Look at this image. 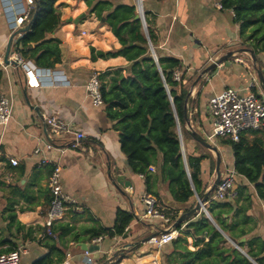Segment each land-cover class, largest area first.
<instances>
[{
    "label": "crops",
    "instance_id": "1",
    "mask_svg": "<svg viewBox=\"0 0 264 264\" xmlns=\"http://www.w3.org/2000/svg\"><path fill=\"white\" fill-rule=\"evenodd\" d=\"M80 1L81 6L60 13V24L52 34L46 35V39L60 41L61 61L50 70L63 71L70 85L38 87L27 82L18 65L5 62L4 53L12 32L0 0V95L9 98L12 105L8 124L0 127V254H6L5 250L12 244L16 247L23 245L28 253L21 257L19 264H32L48 253V243L64 254L62 261L54 264H64L66 258L69 264H87L78 245L91 243L99 247L98 258H91L95 264H165L163 256L173 250H169L170 246L176 244L158 248L146 241L175 222H166V218H143L145 208L140 198L145 193H157L160 201L178 211L179 216L186 213L183 211L191 205L193 198L185 204L174 202L167 184L157 175L158 167L149 171L153 177L147 189L144 178L129 168L120 150L118 134L112 128L113 122L106 117L104 108L92 105L85 89L89 78L94 74L98 77L104 72L124 69L129 64L120 56L90 57L91 49L110 52L119 49V44L105 24L85 12L87 7L83 0ZM219 6L221 0H145L144 5L155 35L157 55L180 61L178 72L182 84L190 92L189 118L194 129L204 137L211 130L210 99L227 87L241 89L247 73L250 76L247 83L251 79L257 83L250 55L243 51L245 48L239 37V26L233 21V13ZM18 36L13 39L11 50L15 49L13 45ZM227 53L232 56L193 86L206 67ZM260 60L264 64V54L260 55ZM105 80L109 81V75ZM256 93L258 97H264L260 87ZM50 116L62 119L72 131L83 134L79 147H71L75 144L72 134L49 135L45 121ZM183 139L188 146V149L183 146L184 155L202 154L184 134L182 143ZM46 144H51L52 149L47 150ZM35 149L40 150L38 155L34 154ZM10 158L17 161L16 166L9 163ZM231 164L232 168H228L226 160L225 174L234 172L233 158ZM54 166L60 167L62 191L70 202L62 220L54 223L56 232L52 237L59 236L53 243L46 241L50 236L45 234L44 222L51 200L47 181ZM208 166L207 161L202 163L206 190L211 186ZM113 175L123 176L120 180L122 186L113 183ZM235 180L246 187L250 195L251 206L246 212L252 218L250 235L264 241V203L257 198L253 185L243 177L235 174ZM128 183L130 186L127 187ZM232 193L234 196L225 201L233 202L238 193L236 188ZM204 207L209 216L207 202ZM118 209L133 216L124 235L104 236L98 243L89 240L92 228H113ZM9 213H14L16 221L25 228H31V233L27 236L26 231L18 234L15 226L7 221ZM208 219L211 220L210 216ZM184 236L192 251V239ZM177 246L179 248V244ZM55 256L53 252V260Z\"/></svg>",
    "mask_w": 264,
    "mask_h": 264
},
{
    "label": "trees",
    "instance_id": "2",
    "mask_svg": "<svg viewBox=\"0 0 264 264\" xmlns=\"http://www.w3.org/2000/svg\"><path fill=\"white\" fill-rule=\"evenodd\" d=\"M57 1L32 0L29 13L20 28L28 26V29L17 34L19 36L13 45L23 59L32 61L40 68L53 69L61 61L60 41L55 38L46 39V35L52 34L61 22ZM83 1L88 13L105 24L119 44V49L110 52H94L91 49L90 57L94 59L95 56H120L129 64L124 69H115L98 76L106 117L113 122L112 128L118 134L120 150L126 157L129 168L134 174L144 178L148 189L153 177L148 168L158 167L157 175L167 184L174 202L185 204L195 196L202 198L207 191L202 163L211 160L214 170L215 161L211 155L204 154L193 156L185 153V159H182L176 128L179 126L182 134L187 133L184 106L189 91L182 84L181 76L179 82L173 80V71L179 70L180 61L157 55L155 35L145 8L146 31L131 0L128 3H114L109 0ZM143 3L145 5V0ZM221 8L233 13V21L239 26V37L242 47L245 48L243 50L252 51L255 65L262 69L264 79V64L260 60V55L264 54V0H221ZM152 52L156 55L157 62L154 61ZM107 75L109 81L105 80ZM253 91L256 92L255 89ZM194 119L195 117L192 118L193 121ZM191 126L196 131L192 123ZM249 133L264 135V124ZM229 144L234 173L253 185L257 198L264 203V140L257 136L248 142L245 134H242L237 143L229 141ZM245 188H236L238 193L231 203L213 200L211 193L206 199L211 220L200 211L177 225L175 229L181 230L184 226L185 233L181 232V236L172 242L179 244V248L165 254L164 263L253 264L228 245V241L237 243L245 238L238 247L245 249V254L256 264H264V241L261 237L250 235L252 229L249 224L252 223V218L246 212L251 206V200ZM149 194L156 199L158 212L174 223L179 217L178 211L165 206L157 193ZM195 205L196 201L193 199L183 212H188ZM132 219L130 213L118 209L113 228H92L89 231V240L104 236H123ZM7 221L15 226L18 234L26 231L27 236L31 233V228H25L16 221L14 213L7 215ZM55 232L53 229L52 233ZM184 234L192 239L193 251L188 248ZM58 236H50L46 241L54 243ZM46 244L48 253L34 260L32 264H54L62 261V251ZM15 249L16 244H12L5 253ZM53 252L56 254L54 260Z\"/></svg>",
    "mask_w": 264,
    "mask_h": 264
},
{
    "label": "built area",
    "instance_id": "3",
    "mask_svg": "<svg viewBox=\"0 0 264 264\" xmlns=\"http://www.w3.org/2000/svg\"><path fill=\"white\" fill-rule=\"evenodd\" d=\"M32 3V0H1L2 8L9 20V30L11 32H15L21 28ZM219 7L221 8V6ZM10 52L8 59L22 69L30 85L38 87L61 86L63 84L66 86L70 85L63 71L40 68L33 62L23 59L20 53L15 49L10 50ZM155 61H157L156 57ZM172 76L175 82L180 81V75L177 70L173 71ZM258 87V82L256 83L255 79H251V81L241 89L227 87L210 99L208 107L211 115V132L210 135L206 137L207 140L211 141L214 138H222L237 143L242 134L258 130L263 126L264 97H258V94L253 91V89H258ZM85 89L92 105L94 107H103L100 95V82L97 75L94 74L89 78ZM11 111L12 105L9 98L0 95V127H5L8 124ZM45 124L48 128L49 135L52 137L72 134L75 140V144L71 145L73 148L79 147L78 142L84 138L81 132L72 131L65 121L56 116L47 118ZM52 147L51 144H46L45 146L47 150L52 149ZM39 152V149L34 150L35 155H38ZM8 161L12 166L17 165V161L13 158H10ZM43 162L46 161L44 160ZM148 171L153 172L154 168L149 167ZM60 172V167L54 166L47 181V187L51 197L46 220L44 222L45 234L47 236L53 235L52 228L54 223L62 220L66 205L70 202V199L62 191ZM234 178V172H227L225 175L221 176L219 183L211 194V198L219 201L232 198L234 196L232 193ZM140 201L145 208L143 218H160L165 220V217L156 209V200L153 196L146 193L142 194ZM201 212L206 213L204 205ZM165 221L167 222L169 220L166 218ZM180 236L181 232L172 226L150 237L146 242L149 245L159 248L172 243ZM100 241L101 237L92 240L93 243H98ZM193 250L194 248L192 247V251ZM27 253L28 250L25 246L18 245L13 251L0 254V264H19L21 257ZM83 254L87 264H95L89 252L84 251ZM63 263L69 264L68 258H66Z\"/></svg>",
    "mask_w": 264,
    "mask_h": 264
},
{
    "label": "water",
    "instance_id": "4",
    "mask_svg": "<svg viewBox=\"0 0 264 264\" xmlns=\"http://www.w3.org/2000/svg\"><path fill=\"white\" fill-rule=\"evenodd\" d=\"M139 18L141 20L142 26L144 31L145 30V22H144V12L142 10V1L141 0H136L135 4ZM28 29V26L24 27L23 29H20L18 31L12 32L8 41H7V45H6V49H5V53H4V58H5V62L6 63H10V64H14L13 61L9 60V55H10V50H11V44L13 39L15 38V36L20 33V32H24ZM244 52L248 53L251 57L252 60V70L255 72L256 74V79L258 82V85L263 93L264 96V79L261 73V70L258 69L255 65V57L253 56L252 51L250 50H243ZM232 56V53H227L226 55L220 57L219 59H217L216 61L212 62L208 67H206L197 77L195 83L193 84V86H195L199 81L202 80V78L205 77L206 74L210 73L211 71H214V69L219 66L221 63H223L225 60H227L228 58H230ZM152 57L155 61V54L154 52H152ZM157 62V61H155ZM245 78H244V86L246 85V83L250 80V76L249 74H245ZM190 96V92H188V96H187V101L186 104L184 106V120L186 122V128H187V134L191 137V139L195 142L198 143L199 145H201L203 148L208 149L209 151H212L215 154V179L213 181V183L211 184L210 188L206 191V193L203 195L202 198H197V202L196 205L189 210L186 213H183L182 215H180L178 217V219L175 221V223L173 224V227L175 228L177 225H180L181 223H183L184 221H186L187 219H190L191 217H193L197 212L202 211V207L203 205L206 203V199L207 197L214 191V189L216 188L217 184L220 181L221 178V173H220V156L219 153L217 151V148L214 147L211 143H209V141L207 140L206 137H202L200 134H198L196 131H194L192 129L191 126V122H190V118H189V112H190V103L191 100L189 99ZM178 138H179V143H180V149H181V156L182 159L184 160V151H183V143L181 140V137L179 136V134H177ZM115 173H118V170H114ZM114 178V184L116 185H121L122 183L120 182L121 179H123V176L120 175H113ZM130 186V184L128 183L127 187ZM243 239L238 240L237 243H233L234 245V249L238 250L239 252H241L251 263L256 264L253 260H251L245 253H243L241 251V249L238 247V244L243 242ZM78 247L80 248V250L87 251L90 253V257L93 258H98V251H99V247L97 245H93L91 243H80L78 245ZM110 260H107L106 262L109 263Z\"/></svg>",
    "mask_w": 264,
    "mask_h": 264
},
{
    "label": "rangeland",
    "instance_id": "5",
    "mask_svg": "<svg viewBox=\"0 0 264 264\" xmlns=\"http://www.w3.org/2000/svg\"><path fill=\"white\" fill-rule=\"evenodd\" d=\"M70 1H71V4L69 3ZM76 1L77 2L74 4V1H72V0H58L56 2V4H57V7H58V10L60 11V13L63 14V13H67L68 10H73L74 7L79 6L81 1L80 0H76ZM131 1L133 2V4H135L136 0H131ZM141 1H142V7H143L142 10L144 12V3H143V0H141ZM75 10H77V8ZM87 11H88V8L85 9L86 13H87ZM258 89H259V87H258ZM176 132H177V134H179V136L181 138H183V134L181 133L179 126L176 128ZM210 132H211V130H210ZM210 132H209V135H210ZM197 133L200 134L199 132H197ZM184 135L186 136V139H190L194 143V145H196L197 150H199L202 154H204L206 156L211 155L215 161V154L212 151H209L208 149H205L202 146H199V145L197 146V144L191 139V137L187 133H185ZM250 135H253V137L250 138L249 137ZM201 136L204 137L203 135H201ZM257 136H259L260 138H262L264 140V135H262V134L255 135L252 133H249L248 135H246L245 139H247V141L250 142V141H252V139H254ZM209 143H211L214 147L217 148V151H218L219 156H220V160L222 159V164L220 165V173H221V176H223V175H225L226 166H227L226 160H227V164L229 166L228 168H232L231 160H232L233 156H232V151H231L229 141L222 139V138H214L213 140L209 141ZM183 146H185V148L188 149L187 143L184 141V139H183ZM210 162H211V160H207V163H209V166H208L209 172L208 173L211 176V178H210V185H211L215 179V171L213 170V165ZM214 168H215V166H214ZM234 183H235L234 188H237L240 186V184H238L239 181L235 180ZM237 192H238V190H237ZM197 198L198 197L195 196L193 199H195V201L197 202ZM204 215L209 218V216L206 215L205 213H204ZM183 231L185 233L184 227L181 228L182 233H183ZM180 239H182V238H180ZM233 243L234 242L228 241V245L231 246L232 248H234ZM177 247H178L177 244L175 245V247H174V245L170 246L169 250L171 251L172 248L177 249ZM241 251L243 252L244 250L241 249ZM166 252L168 253V251H166ZM243 253H245V251Z\"/></svg>",
    "mask_w": 264,
    "mask_h": 264
},
{
    "label": "clouds",
    "instance_id": "6",
    "mask_svg": "<svg viewBox=\"0 0 264 264\" xmlns=\"http://www.w3.org/2000/svg\"><path fill=\"white\" fill-rule=\"evenodd\" d=\"M142 9H143V7H142ZM18 30H19V29H18ZM18 30H17V31H18ZM31 62H32V61H31Z\"/></svg>",
    "mask_w": 264,
    "mask_h": 264
}]
</instances>
